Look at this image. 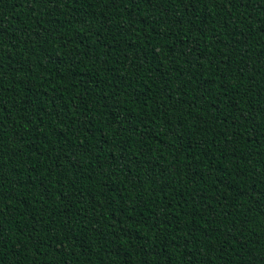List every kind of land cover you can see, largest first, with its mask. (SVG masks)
<instances>
[{
  "label": "trees",
  "instance_id": "trees-1",
  "mask_svg": "<svg viewBox=\"0 0 264 264\" xmlns=\"http://www.w3.org/2000/svg\"><path fill=\"white\" fill-rule=\"evenodd\" d=\"M0 264H264V0H0Z\"/></svg>",
  "mask_w": 264,
  "mask_h": 264
}]
</instances>
